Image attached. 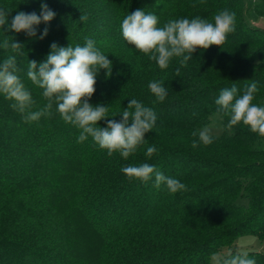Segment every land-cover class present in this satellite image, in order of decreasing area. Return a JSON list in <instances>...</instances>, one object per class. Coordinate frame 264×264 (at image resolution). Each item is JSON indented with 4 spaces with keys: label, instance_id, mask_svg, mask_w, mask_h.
Segmentation results:
<instances>
[{
    "label": "trees",
    "instance_id": "1",
    "mask_svg": "<svg viewBox=\"0 0 264 264\" xmlns=\"http://www.w3.org/2000/svg\"><path fill=\"white\" fill-rule=\"evenodd\" d=\"M43 2L56 15L36 26L35 38L0 27V45L5 39L24 45L17 74L34 101L29 111L47 101L27 79L28 61H44L53 43L93 40L112 68L110 76L98 73L89 103L110 106L107 119L120 121L136 99L154 109L157 121L125 160L91 138L78 143L79 131L60 119L55 106L50 116L30 122L0 94V264H211L213 254L244 235L261 243L262 251L246 253L264 264V138L242 123L227 130L228 118L216 113L214 103L221 89L235 85L239 95L256 82L252 103L264 106V30L246 19L249 9L264 17V0ZM40 3L0 0V9L9 12L10 24L17 12L39 14ZM137 9L157 15L159 26L179 18L211 21L227 9L236 25L220 48L197 49L186 66L174 57L160 69L121 37L123 18ZM81 13L87 15L83 23ZM12 54L0 47V62ZM150 81L167 88L162 103L154 102ZM213 116L222 134L193 148L192 131ZM149 146L157 149L151 157L145 155ZM143 163L186 190L173 194L155 186L154 177L129 180L120 171Z\"/></svg>",
    "mask_w": 264,
    "mask_h": 264
},
{
    "label": "clouds",
    "instance_id": "2",
    "mask_svg": "<svg viewBox=\"0 0 264 264\" xmlns=\"http://www.w3.org/2000/svg\"><path fill=\"white\" fill-rule=\"evenodd\" d=\"M8 15L0 9V27L7 25L6 31L25 33L28 37H36V26L48 24L56 13L41 0L39 14L36 12H17L8 23ZM80 22L87 20V15H80ZM235 13L227 9L217 12L211 21L195 17L192 19H170L159 26V18L154 13H146L137 9L127 14L120 24V34L127 44L154 61L160 69H166L169 62L179 58L181 66L193 57L197 49L206 50L211 46L223 45L229 33L235 30ZM47 35L44 29L40 38ZM13 53L0 62V94L11 101V107L22 114L27 121H37L41 117L50 116L55 106V112L60 119L79 131L77 142L81 143L91 138L92 142L109 156L113 153L127 160L137 147L145 140L146 133L151 132L157 121V114L151 107H146L136 99H130L127 107L119 116L120 121L107 119L110 106L93 105L89 100L95 93L96 77L100 70L105 75H111L112 61L96 46L93 40H87L83 46L77 44L61 47L53 43L50 52L42 62L28 61L27 79L42 90V96L47 103L38 111H29L32 104L31 92L25 87L17 74L18 55H23L24 45L5 39L0 45ZM179 69H177V72ZM155 97V103H162L167 94V88L160 81H150L147 85ZM257 83L245 86L238 95L235 85L221 89L214 103L216 113L227 117L226 129L243 124L249 130L264 138V106L253 104ZM115 117V116H113ZM106 120V126H98V122ZM192 147L200 144L205 146L213 142L212 129L204 126L191 133ZM157 151L155 146H149L145 155L151 157ZM120 171L129 180L147 182L153 179L155 186L164 185L170 193L186 190V185L178 179L163 174L149 163L127 165ZM215 264H256L255 259L246 252L218 254L214 257Z\"/></svg>",
    "mask_w": 264,
    "mask_h": 264
},
{
    "label": "rangeland",
    "instance_id": "3",
    "mask_svg": "<svg viewBox=\"0 0 264 264\" xmlns=\"http://www.w3.org/2000/svg\"><path fill=\"white\" fill-rule=\"evenodd\" d=\"M249 2V0H247ZM246 19L248 23L254 27L264 30V17L256 15L251 9L246 12ZM212 129L213 136H219L222 134V126L217 122V117L213 116L211 122L208 125ZM229 131H227V134ZM244 203V202H243ZM229 251L239 252H260L262 251L261 243L253 236L244 235L236 238L230 248H222L218 253L213 254L210 257V263L215 264L214 257L218 254H225Z\"/></svg>",
    "mask_w": 264,
    "mask_h": 264
}]
</instances>
